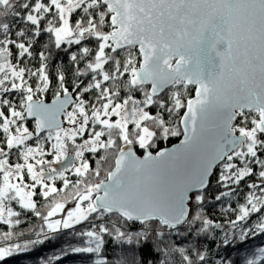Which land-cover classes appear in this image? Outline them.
<instances>
[{
  "label": "snow or ice",
  "instance_id": "obj_1",
  "mask_svg": "<svg viewBox=\"0 0 264 264\" xmlns=\"http://www.w3.org/2000/svg\"><path fill=\"white\" fill-rule=\"evenodd\" d=\"M225 223L264 233V0H0V262L74 230L45 264H232Z\"/></svg>",
  "mask_w": 264,
  "mask_h": 264
},
{
  "label": "trees",
  "instance_id": "obj_2",
  "mask_svg": "<svg viewBox=\"0 0 264 264\" xmlns=\"http://www.w3.org/2000/svg\"><path fill=\"white\" fill-rule=\"evenodd\" d=\"M44 39V37H42ZM63 59L64 62H67V57L63 54H60L53 61L55 64L59 60ZM178 140L173 138L171 142H166L161 145V147H169L173 144L177 143ZM250 182V181H249ZM58 186L59 185V182ZM213 193L218 190L213 188L211 190ZM248 191L245 182L241 183L239 190V201L243 202L244 194ZM73 205L69 204L68 207H72ZM226 205L224 202H214L210 203L207 207L208 215L214 218L215 222L227 221L229 218H234V216H230V214L224 212V207ZM235 207V203L232 205ZM18 207V206H17ZM63 215V214H62ZM56 218H60L58 215ZM26 223L22 224L17 230H31L33 228L38 229L41 221L39 218H36L32 214H28L25 218ZM256 217L252 218L251 222H254ZM250 222V223H251ZM81 226H77L79 229ZM225 229L231 231H235L237 235L232 236L229 235V243L224 244V230L217 229L214 233L209 235L206 238H201L197 241L198 246L207 250L209 256L212 261H215L220 258H224L228 261H231L232 264H245L246 259L251 258L258 248L264 247V233H257L256 235H249L244 240L239 239V226L237 229L232 230L231 225L225 223ZM7 226L0 225V231H7ZM74 230H65L59 234H50L52 236L51 239L45 241L42 245H30V250L27 252H20L15 254L12 257L7 258L5 262H0V264H45L46 261L49 260L50 257L60 254L61 248H67L69 243H72L74 246H78L77 241L73 238L72 232ZM25 237L24 239H27ZM35 239V236L31 237ZM42 238V237H41ZM22 242V241H18ZM5 243L4 241H0V244ZM177 243H181V241H177ZM119 249L116 247L114 243H109L108 248L106 249V255L112 256L114 253H118ZM96 257L92 254H84V253H70L67 256H62L59 261H52L51 264H94Z\"/></svg>",
  "mask_w": 264,
  "mask_h": 264
},
{
  "label": "water",
  "instance_id": "obj_3",
  "mask_svg": "<svg viewBox=\"0 0 264 264\" xmlns=\"http://www.w3.org/2000/svg\"><path fill=\"white\" fill-rule=\"evenodd\" d=\"M177 143H178V142H177ZM177 143H175V144H177ZM175 144H173L172 146H169L168 148H171V147L175 146Z\"/></svg>",
  "mask_w": 264,
  "mask_h": 264
},
{
  "label": "rangeland",
  "instance_id": "obj_4",
  "mask_svg": "<svg viewBox=\"0 0 264 264\" xmlns=\"http://www.w3.org/2000/svg\"><path fill=\"white\" fill-rule=\"evenodd\" d=\"M65 163H67V162L65 161ZM56 167H60V165H56ZM59 215H62V214H59Z\"/></svg>",
  "mask_w": 264,
  "mask_h": 264
}]
</instances>
